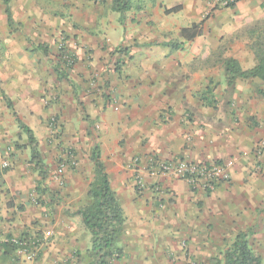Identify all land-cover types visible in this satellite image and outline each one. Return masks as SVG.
<instances>
[{
  "label": "crops",
  "instance_id": "0c3cea01",
  "mask_svg": "<svg viewBox=\"0 0 264 264\" xmlns=\"http://www.w3.org/2000/svg\"><path fill=\"white\" fill-rule=\"evenodd\" d=\"M224 1L131 0L120 12L113 0H0V158L12 163L0 167V264H17L6 241L13 236L45 239L51 233L32 264H65L69 250L91 246L77 211L94 180L96 145L121 199L126 237L152 247L155 257L183 239L207 247L211 220L218 245L247 234L264 264V81H230L223 65L213 76L199 62L232 41L240 51L232 59L244 71L255 67L250 51L255 42L264 44V5ZM193 24L200 26L195 37L184 32ZM116 50L130 55L125 69L113 64ZM71 54L75 62L67 67L64 58ZM94 73L100 76L92 84L101 87H90ZM53 116L64 140L72 138L79 165L67 168L62 191L48 183L45 196L57 200L53 206L62 214L61 226H48L52 232L39 225L43 208L30 200L40 176L28 172L29 140L21 125L32 129L51 166L47 124ZM150 154L221 160L231 180L206 192L182 178L154 175ZM135 156L144 188L136 186ZM154 183L170 192L171 198L162 195L164 204Z\"/></svg>",
  "mask_w": 264,
  "mask_h": 264
},
{
  "label": "rangeland",
  "instance_id": "374dc122",
  "mask_svg": "<svg viewBox=\"0 0 264 264\" xmlns=\"http://www.w3.org/2000/svg\"><path fill=\"white\" fill-rule=\"evenodd\" d=\"M232 44H233L232 41L225 42V44L222 46L224 48H221L219 46L218 49H213V50L209 51V53L206 55V57L203 58L202 60H200L199 62L210 67V73H212L213 76H215L217 74V71L219 72L218 74L221 73L220 70H217V66H222V65L224 66L225 73L227 74L226 67H225V60L234 58V57H232L233 55L240 54L239 49L234 48L232 46ZM61 45H63V43H61ZM253 47L254 48H252V51H250V52L254 53L256 55V53H257V50L255 49L256 46H253ZM57 48L59 50L61 48L59 43H58ZM71 56L65 55L64 62L66 63L67 67L73 66V64L75 62L74 56L72 54H71ZM129 56L130 55H129V53H127V51H122V50L113 51L112 52V60H113L114 66L118 67L120 69H125L126 65L131 61V58ZM211 69H212V71H211ZM99 76H100V74L94 73V76L87 80L89 82V85H91L90 87L95 85V84H92V81L94 83H97L96 81L98 80L97 78ZM213 76H210V82H213V80H214ZM227 77L229 79V76H226V79H227ZM94 87H101V86L95 85ZM53 117H55L53 123H52V118H50V120L47 124L49 127V135H50L49 141L51 139V141L49 143L53 144V146H54V152H52L50 154L51 160H52L50 162L51 166L49 164H47L46 157H45L46 155L43 154L42 150L40 149L41 153H42V158L44 160V163H45L46 169H47V178L43 179V177L38 173V171L32 165L31 160H30L31 159V153H29V161H28V167H27L30 170V171H28L29 173H31V174L36 173V175L38 174L40 176L39 179H36L34 190L30 191L31 202L35 206L43 208V210L41 212H42V216L44 218H42V222L39 225H43V223H44L45 227L43 228V230L47 231L46 229H48L49 231H52V232H53V230H51V229L54 226H57L59 224L61 226L60 219L62 218V214L58 208L55 209V207H54L55 205L59 204L57 202V200H55V198H51L50 196H45L47 191H48L47 188L49 189L51 187V186H49L48 183H50V182L54 183L52 186L53 190H58V191L61 190L62 191L61 187L64 186L65 181H66V177H65L66 173L65 172H66L67 168H73V167L79 165L78 152L74 146L75 144L73 143L72 138L67 142L64 140L63 132H61L62 130L60 128L57 117L56 116H53ZM260 143L258 144V147H260L259 146ZM81 144H82V140H81ZM259 150H257V152H258L257 159H260L262 157V152ZM147 157H148V159H147L148 162L150 161L151 157H153L154 159H157V160H167V161L172 160L173 161V159H160V158H157L151 154ZM258 157H260V158H258ZM134 158H136L138 163H140V157L139 156H135ZM9 161L6 158L2 159V157H1L0 158V162H1L0 167L2 169H10L12 163H10ZM211 161H215L218 163L222 162L221 160H211ZM3 162H7L8 165L6 167H3L2 166ZM258 164H259V162H258ZM68 166H70V167H68ZM93 173H94V171H93ZM155 175H158V174H155ZM169 176H171V175H169ZM229 180H231V176H230ZM228 181H225V182H228ZM142 182H143L142 185H144L145 181L143 180V178H142ZM223 183L224 182L220 183L217 187H219ZM155 184L156 183H154V185ZM142 185H140L136 182V186L141 187ZM217 187L214 190L204 189L201 187H197V188H201V189L205 190L206 192H208V191L214 192L217 189ZM141 188H144V186ZM154 188H155V191L158 192L159 196L161 198H163L161 200V204H164V198H165V197H162V195L165 194V196H167V197L170 196V198H171L169 191L166 193H163L164 190L162 189V185L160 183L156 184L154 186ZM194 188H196V187H194ZM89 189H90V186H89V188L85 194V197H88ZM39 190H40V192H38ZM118 198L121 202V199L119 196H118ZM170 198H169V200H170ZM49 199H54V200L51 202ZM86 202L87 201H85L84 204H86ZM59 212H60V214H59ZM213 218H215V216ZM54 221H57V224L53 226L52 224H54ZM210 222H211L209 225L210 231H209V237H208L209 241L207 242V247L204 245L201 246L199 241H193L191 244H189L188 240L183 239V240L178 241L177 247H173V248L161 247L159 250V254L156 257H155V254H153V248L152 247H151V249H150V247H145V246L143 247L140 244H136L131 238L129 239L128 237L125 236V235H127L126 234L127 233L126 232V225H125L124 234L122 235L121 240H120V246L123 248V250L121 252L120 258L115 260L113 262V264H218V263H216V260H215L216 257L220 256L221 252H223V250H225V248H227V246L231 242L226 243L227 244L226 246H223L220 244L218 245L217 243H220V241H222V240H220V238H218L221 236H219V234L216 231L215 223L212 222L211 220H210ZM35 223H37V222H35ZM50 225H52L53 227L51 226L48 228V226H50ZM34 226H35V224H34ZM47 234H48V232H47ZM48 235L50 236L51 233ZM49 236L48 237L46 236L47 238L44 239V237L40 235V236H37L36 239H39V241H46L48 239V241L50 242L52 240V238L49 239ZM19 237H21V236H19ZM79 248L80 249H77V251L75 249L69 250L68 254H70L71 256L68 255L66 257V259L63 258L65 264H85L84 261L86 259L85 258L81 259L80 256H78L77 254L78 253L86 254V250L89 247H79ZM148 252L150 254H148ZM39 258H40V256L38 255L35 260L38 261ZM47 261H48V259H47ZM48 264H51V263H48Z\"/></svg>",
  "mask_w": 264,
  "mask_h": 264
},
{
  "label": "trees",
  "instance_id": "16d2710c",
  "mask_svg": "<svg viewBox=\"0 0 264 264\" xmlns=\"http://www.w3.org/2000/svg\"><path fill=\"white\" fill-rule=\"evenodd\" d=\"M113 5L114 9L124 12L131 8V0H113ZM199 28V24H193L191 28L184 29V32L195 37L199 34ZM255 46L258 64L250 70H242L235 59L225 60L230 81L237 77H259L264 81V44L257 41ZM21 127L28 135L31 163L43 179H46L47 169L38 139L30 127L24 124ZM90 158L94 164V180L90 185L86 204L81 206L77 213L82 217L84 226L91 235V246L86 250V254L77 255L81 259H86L85 264H113L120 258L123 250L120 240L124 234L125 215L118 195L111 186L109 174L101 159L99 145L93 147ZM8 245L15 251L14 245L10 243ZM215 260L218 264H261V258L254 252L247 234L243 233L239 234Z\"/></svg>",
  "mask_w": 264,
  "mask_h": 264
},
{
  "label": "built area",
  "instance_id": "2783aa9c",
  "mask_svg": "<svg viewBox=\"0 0 264 264\" xmlns=\"http://www.w3.org/2000/svg\"><path fill=\"white\" fill-rule=\"evenodd\" d=\"M237 0H225L224 5H231ZM264 5V0H263ZM54 118H52V123ZM153 165V173L169 174L173 177L185 179L192 187H201L204 189L214 190L220 183L230 179V170L227 163L223 162H199L191 159L180 158L176 160H157L150 158ZM7 162H3L2 166L6 167ZM132 169L136 171V181L142 185V177L139 173V163L135 158L132 162ZM15 247V256L17 264H32L39 252V239H27L23 237L13 236L6 240Z\"/></svg>",
  "mask_w": 264,
  "mask_h": 264
}]
</instances>
